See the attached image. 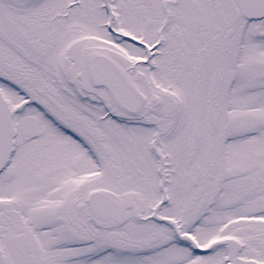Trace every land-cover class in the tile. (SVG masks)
<instances>
[{
    "label": "snow or ice",
    "instance_id": "obj_1",
    "mask_svg": "<svg viewBox=\"0 0 264 264\" xmlns=\"http://www.w3.org/2000/svg\"><path fill=\"white\" fill-rule=\"evenodd\" d=\"M0 264H264V0H0Z\"/></svg>",
    "mask_w": 264,
    "mask_h": 264
}]
</instances>
